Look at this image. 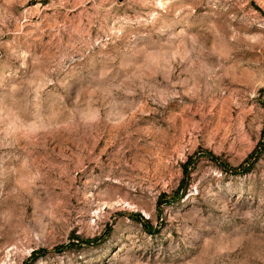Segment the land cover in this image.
Returning <instances> with one entry per match:
<instances>
[{
	"label": "rangeland",
	"instance_id": "obj_1",
	"mask_svg": "<svg viewBox=\"0 0 264 264\" xmlns=\"http://www.w3.org/2000/svg\"><path fill=\"white\" fill-rule=\"evenodd\" d=\"M0 264H264V0H0Z\"/></svg>",
	"mask_w": 264,
	"mask_h": 264
}]
</instances>
